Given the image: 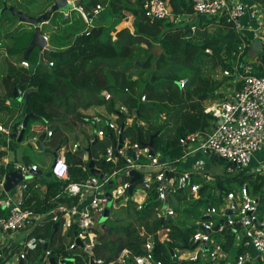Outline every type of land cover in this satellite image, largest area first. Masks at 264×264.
Returning <instances> with one entry per match:
<instances>
[{"label":"trees","instance_id":"trees-1","mask_svg":"<svg viewBox=\"0 0 264 264\" xmlns=\"http://www.w3.org/2000/svg\"><path fill=\"white\" fill-rule=\"evenodd\" d=\"M145 1L85 0L84 3H79V7L87 12L91 13L98 5L102 6L103 10L92 17L91 28L86 32L84 29L78 35L71 34L73 40L67 47L44 51L43 60L46 64L38 63L39 56L35 55L34 50L26 60L29 64L27 69L16 67L6 58L1 59L7 72L0 77V107L4 108L5 100L14 101L12 98L14 88L21 93H28L23 101L24 114H33V118L29 120L24 136L30 124L38 121L52 130V144L64 145L69 139L67 134L63 133L65 126L90 122V117L82 115L81 111L91 107H104L110 113L114 111L115 102L120 101L129 110L137 112L138 118L144 123V126L133 124L125 128L121 137L146 145L155 135L152 142L156 152L166 161H174L183 154V148L179 144L181 138L204 132L209 128L211 116L204 113L203 103L213 98L214 91L226 80L225 77L222 81H210L208 76L212 71L219 69L232 72V66H236L243 75L247 74L244 72L247 66L250 68L248 74L264 76V47L262 52L255 55L256 63H248V60L253 59L249 55L248 42L225 19L215 21L206 17L198 18L196 24L191 25L195 26V30L191 32V26L188 24L180 26L169 19L147 18L144 10ZM254 2H261L264 10L262 0ZM166 4L174 17L193 14L192 4L187 0H167ZM128 16L133 18V31L125 27L117 29ZM30 36L31 34L26 36L24 42L15 41L12 46L6 47L7 55H17L20 61H25L23 48L28 46ZM242 45L247 46L237 62L232 64L233 60L236 61V57L232 55L237 54L238 48ZM155 46L161 48L160 55L152 54ZM123 61L132 67L131 73L123 71L119 66V62ZM140 62H143L142 67L139 66ZM48 63H52V66ZM180 79H187L184 89L179 88ZM103 93L110 94L111 100H106ZM142 96L145 97L144 102L140 101ZM155 113L160 117L154 119ZM19 125L18 121L13 127L17 128ZM169 129H172L173 133L166 136L165 132ZM164 138L166 144L161 152L158 149ZM114 140V134L109 131L103 140L88 142L90 156L98 160L100 171L105 174L111 173L113 167L105 164L102 159H97L98 154H103ZM82 153L77 155L79 159L76 158L70 167L72 182H81L90 176L87 164L82 171ZM175 166L177 167V164ZM4 173L5 171L0 169V174ZM46 175L54 179L51 173L48 172ZM214 178V182L204 184L200 189L199 198L193 202L195 208L204 206L203 203L216 208L222 206L227 194L233 191L229 184L236 183L238 186L247 184L248 188L250 187L251 194L259 201V210L264 212L263 177L246 175L237 169L227 178L220 176ZM44 182L47 185V193L38 204V208L32 207L36 212L48 211L50 206L46 205V201L67 184L45 180ZM154 199L155 195L152 194L141 210H137V205L131 201L130 207L134 215L129 223H119L115 228L104 225V228L94 230L97 238L92 248L93 257L102 260L103 264H108L114 261L123 249L140 255L144 237L151 236L154 239L155 261L161 264H201L171 259L169 250L182 249L188 245L189 237L195 230L192 228L183 230L169 224L167 219L157 218L155 208L158 204ZM72 200H69L68 204H71ZM178 200L176 201L180 202ZM60 201L63 202L65 199L61 198ZM160 231L167 234L163 242L158 240ZM30 234L49 240V249L54 253L56 260L73 259L67 264H89L88 255L82 250H65L62 239L54 233L52 223H46L43 228H36ZM68 234L73 237V232ZM214 237L230 261L242 252L240 249H234L233 237L229 230L214 234ZM43 256L42 247H38L27 255L26 262L41 264ZM7 257L5 251H0V264H4Z\"/></svg>","mask_w":264,"mask_h":264},{"label":"built area","instance_id":"built-area-1","mask_svg":"<svg viewBox=\"0 0 264 264\" xmlns=\"http://www.w3.org/2000/svg\"><path fill=\"white\" fill-rule=\"evenodd\" d=\"M73 6L72 11L79 13L81 19L86 24L84 32L91 28L92 17L97 16L102 10V6H96L91 13L82 7H76L71 0H67ZM192 4L193 14L208 19H225L231 23L235 31L243 38L244 27L241 19L246 15L245 7L237 0H187ZM264 1V0H262ZM145 15L150 20H164L174 17L167 7L165 0H146L144 3ZM256 14H259L257 38L264 42V10L262 4L255 5ZM69 12L63 13L64 19L69 18ZM189 15V14H186ZM173 21V20H171ZM175 22V21H174ZM260 28V29H259ZM195 26H191L190 31H194ZM263 34V35H261ZM261 35V36H260ZM44 41L48 38L42 35ZM247 46V45H246ZM238 48L237 54H233L237 59L243 49ZM208 52V51H206ZM22 68H29L27 61H21ZM52 66V63H48ZM243 66V65H242ZM236 70L237 67L234 66ZM247 74L240 75L239 87L235 88L228 97H223L219 101L204 108V113L211 116L212 129L209 133L197 132L190 134L179 140L183 148V154L179 159L166 161L161 164L160 155L156 152L151 154L146 145L132 142L121 135L125 128L133 124L144 126L138 118L137 112L131 111L127 106L118 104L114 106V111L105 115H93L90 117V124L93 127V138L90 142L103 140L107 132L114 134L115 140L105 149L99 157L105 164L111 165V173H102L100 169H94L103 175V180L94 175L89 176L81 182H68L62 187L59 194L46 201L50 206L46 212L38 213L25 207L26 196L30 188L28 179L24 176L36 173V165L24 163H11L6 157L0 156V169L4 174H0V251H5L9 256L15 257L16 264L26 262L29 253L34 252L38 247L47 245L41 264H50L51 252L49 242L43 237H36L30 233L36 228H43L44 224L52 223L56 225L58 237L62 239L66 251L80 249L83 252L90 250L88 255L89 264L92 255V248L96 244V234L94 230L102 229L104 224H99L95 219L102 218L109 205L106 194L116 206L123 207L120 202L133 201L137 205V210H141L143 204L150 196L155 195V208L157 218L169 219L175 215L174 209L169 205L170 199L181 194H186V199L199 198V191L204 184L214 182V176L204 172L203 161L196 160L189 170L178 172L175 164L187 161L188 157L196 153L205 155H215L227 162L228 166L247 174L261 176L264 178V159L256 161V166L251 164L255 161V155L264 151V76L257 77L248 74L247 67L244 68ZM224 76H230L229 71H223ZM187 79H180L178 85L184 89ZM127 91V90H126ZM104 98L111 100V95L103 93ZM141 102L145 97L140 98ZM123 131L120 133V126ZM20 125L18 129H21ZM47 137L52 136V132L45 130ZM0 132L9 134L8 130L0 126ZM121 137V144L118 139ZM35 139H32L34 142ZM119 146V148H118ZM80 150L78 142H74L67 147L59 148L62 155H56L53 159L49 172L58 180H69V166L65 159H61L67 153H77ZM81 160L87 161V153L81 154ZM91 162H95L90 157ZM11 171H20L22 180L6 192L4 189L5 175ZM136 172L139 178L131 182V173ZM229 174L235 170L228 169ZM139 183L138 185L135 183ZM108 185L110 187L108 188ZM130 186L133 187L132 194H128ZM264 188V187H263ZM64 198L65 201H60ZM71 204H68L69 200ZM76 200V202L74 201ZM113 206V204H112ZM229 211L230 214L225 212ZM259 201L251 194L250 187L242 184L238 188V195L234 191L227 194L224 204L218 208L208 205L202 212V217L196 222V229L189 237L187 248H175L169 250L171 259L177 262H200L201 264H246L260 262L264 264V217L259 216ZM218 226L217 230L214 228ZM200 227L203 228L200 229ZM96 228V229H95ZM229 230L233 237L234 249L242 252L232 261L227 253L222 249L221 244L214 237ZM205 231H210L206 233ZM73 232L71 238L68 233ZM23 234L24 238L18 241L16 237ZM143 237L142 234H139ZM158 240L163 242L167 234L158 233ZM142 254L134 255L128 249L121 250L116 259L108 264H161L153 257L154 239L151 236L144 237ZM79 240L82 247L76 245ZM195 245V246H194ZM171 251V253H170ZM54 256V253H53ZM55 258V257H54ZM94 264H103L102 260L93 257ZM59 258L55 262L61 264ZM73 261V259H72Z\"/></svg>","mask_w":264,"mask_h":264},{"label":"crops","instance_id":"crops-1","mask_svg":"<svg viewBox=\"0 0 264 264\" xmlns=\"http://www.w3.org/2000/svg\"><path fill=\"white\" fill-rule=\"evenodd\" d=\"M27 1H29L28 2V6L31 7V9L28 10L29 13L25 14V15H28V16H38V15H41L49 6L52 5V1H50V0H38V1L27 0ZM71 1L73 2L74 0H71ZM166 1L167 0H165V2ZM237 1L239 3H241L245 7V9H246V15L244 16V18L241 19V21H242V24H243V27H244V36H245L244 38L248 42V44L250 46L251 42L254 39L257 38L256 31L258 30V25H259L257 23L259 14H256L255 5L262 4V3L261 2H254V0H237ZM23 3H25L24 0H0V16L1 15H4V12H9L7 10V8L13 7V4H16L15 7L18 6V8H20L21 7V4H23ZM73 5H74V2H73ZM15 7H13V8L15 9ZM76 7H79V6H76ZM15 11H19V10L15 9ZM10 17L12 18V20H9L7 18V24L10 23L9 25H10L11 29H13V30L15 29V32H16L19 29V24L20 23H19L18 20H15V18L17 19V17H15L14 15H11L10 14ZM64 20H68V18L67 19H64ZM132 21H133L132 16H128V19L122 22V24L125 25V28H128L131 32L133 31V29H132ZM50 25H51V21H49L47 24H43L42 27H46V26H50ZM27 26H29V25H27ZM0 27L1 28H3V27L5 28V26L3 24H1V23H0ZM61 28H62V26H61ZM52 29H55V31L59 30L58 27H54ZM30 30H33V28L29 26L28 27V31H30ZM11 31L12 30L9 29V32L10 33L6 34V31H5L3 35L0 34V44H1L0 45V55L1 54H3L4 56L7 55L5 42H6V40L8 38H10V37L13 38ZM262 33L264 34V32H262ZM263 34H261V35H263ZM25 35L26 34H24V36ZM70 35H71V33H70ZM1 38H3V41H1ZM72 40H73V38L63 37L62 43H67V45H65L64 47H61V46H58L55 43V44H53L51 46L53 48H55V49H59V48L62 49V48L67 47L72 42ZM56 41H58V39ZM48 45H50V44L48 43ZM263 47H264V42H263ZM2 50H4V51H2ZM44 51H46V50H44ZM255 55L256 54L250 55L251 56L250 58H253V59L248 60V63H256V56ZM7 56L9 57V55H7ZM39 60L40 61H38V63L41 62L40 57H39ZM235 62L236 61L233 60L232 61V64H234ZM9 63L15 65L16 67H20L19 64L21 63V61L19 60V56H17V55L16 56H10L9 57ZM232 69H233L232 72L229 71L230 72V76H224L222 74V76H223L222 78H225L226 77V80H224L221 83L220 87L214 91V97L213 98H209L207 101H205L204 103L207 102L206 104L203 103L204 108L206 106H208V105H211V104L219 101L223 97H228L233 92V90L235 88H237V85L239 84L238 81L240 80V77L239 76L242 75V74L239 72L238 69L235 70L234 69V66H232ZM248 70H250V68H248ZM6 72H7V70L3 67V65L1 63V60H0V77L1 76H4ZM233 77H237V81L235 82V84H233L232 87H229L230 84L228 83V81L230 79H232ZM224 87H228V88L225 89V90H221ZM17 91H18V95L20 97H22V95L24 93H21L18 89H17ZM12 98H13L14 101L5 100L4 103H3L4 108L0 107V116L3 115L5 117L4 122H0V126L3 127V129H8L9 130L8 131L9 134H12L11 133V130L13 131V129H16L15 131H13V133H17V136H18V134H19V132L21 130V129H18V127L20 125H22L23 119L26 116L24 114V104H23V101L25 99H22L21 101H17L16 99H14L13 93H12ZM118 102L121 103L120 101H118ZM81 113H82V115L91 117L93 115H105L108 112L106 111V109L104 107H91V108H89V109H87L85 111H81ZM18 121H19L20 125L17 128H14L13 126ZM9 126L11 127V130L9 129ZM212 126H213L212 120H209V128L206 131H204V133H206V134L209 133L211 131V129H212ZM34 129H38L39 131L38 130L37 131L40 134L39 133H36V130L34 131ZM46 129H48V130H50L52 132V130L49 129V127L47 125L46 126H43L42 123H40L38 121H35V122L32 123L31 131L28 133V136L27 137H29V140L30 139L31 140L32 139H35L34 142L31 141L30 143L33 144V148L38 149V147L36 146V142L39 139V137H40L41 134H45L46 136L43 139V141H41V145L44 146V147H48L47 143L48 142L51 143L52 154H53V157L51 156L52 158L51 157L49 158L48 156H45V155H42V154H40V155L38 154L40 157H39V159H36V157L33 156V153H29L28 154L29 157H28V155H25L24 154V151L25 150H23L22 154L19 155V157H16V155H15V157L11 158L9 156V154H8V151L13 146L10 143V140L11 139L9 138V134H4V133L0 132V152L2 153V156L3 157H6L7 159H9V161L11 163H24V164H27V165H36L37 168H38V171L36 172L37 175L30 176V178L28 179L30 188H29V191H28V195L26 196V202H25L26 207H31V210H33V211H35L33 208H35V209L38 208V206H39L38 204H40V202L46 196V193H47V185L44 182V180L46 182H52V181H54V182H56L58 184L60 182H62V183L63 182H67V183L68 182H72V181H70L71 180L70 167H72L73 163L76 161V158H78L77 155L80 152H86L87 153V161L84 162V161L81 160V163L83 164V165H81L82 171L85 170V168H86L85 165L87 164V168H88V165L91 162L90 161V157L91 156L89 154V151L90 150L88 148V142L89 143H92V142H90V140L93 138V127H92V125L89 122L86 123V124H79V125H72L71 124V125L65 126L63 133H64V135L67 134V136H68L69 139L67 140V143L66 144L61 145V146H56V145L52 144V136L51 137H47V134H46V131H45ZM7 137L9 139H7ZM74 142H78V144H79V148H80V150L78 151L79 153L78 152L77 153H73V154L72 153H69V157H67V154H66V155H64L63 158H61L63 160L65 159V162L69 166V180L68 181H64V180H58L56 178L53 179L51 177H48L46 174L49 172V168H50V165H51V164L49 165V163L50 162L52 163V161L56 157V155H62L61 151H59V148H61V147H67V146H69L70 144H72ZM25 146L26 145L24 144V142H23V144L17 145V147H22V148H24ZM14 153L16 154L15 151H14ZM101 155L102 154H98V158L97 159H100L99 157ZM203 155H205V154L196 153L194 156L188 157L187 158V161H185L183 163L181 162L180 164L177 165L176 168H177L178 172L189 170L190 167H191V165L193 163H195L196 160L201 159ZM254 159H255V161H253L252 164H251L252 168L256 166V163H257L256 161H260V160L264 159V151L256 154ZM94 160H95V162H92V163L94 164L95 168L96 169H100V166L97 163L98 160H96V158H94ZM40 163H43L44 164L43 168H40V165H39ZM94 166L92 168L93 170H95L94 169ZM88 170H89V173H90V169L89 168H88ZM91 175L92 174L90 173V176ZM59 192H57V194H59ZM56 195H54V196H56ZM53 197H51V198H53ZM186 197H187L186 194L183 193V194L179 195V198H177V199L176 198H173V199H175V200H178L179 199L178 201L181 202V201H183L182 198H186ZM180 199H182V200H180ZM184 200H186V199H184ZM194 200H197V199H194ZM27 202L29 204H26ZM174 203H177V201H173L172 199H170L169 205L171 206ZM172 208L175 211V215L172 216V217L175 219L178 216V210H179L178 208H181V207H177L176 206L175 208L174 207H172ZM27 209H30V208H27ZM202 211H203V208H200V210L198 211V213L200 214ZM38 213H42V212H38ZM196 215H197V213H196ZM194 217H195V212H194ZM173 218H171V219L173 220ZM197 218H198V216L196 217V219L194 218V221L193 220L191 221L193 223H191V222L188 223V225H189L188 228H190V229L192 228L193 229V227L196 226L195 224L197 222L196 221ZM102 228H104V225L102 226ZM14 237H16L18 241H21L24 238V235L21 234L20 237H17V236H14ZM48 242H50V241L48 240ZM12 250H14V252L16 251L15 248H12L11 251ZM6 252H8V250H6ZM11 257H13V256H10L9 255L7 258H5V263L4 264H6L7 259L8 258H11ZM13 258H15V257H13ZM27 264H29V263H27Z\"/></svg>","mask_w":264,"mask_h":264},{"label":"rangeland","instance_id":"rangeland-1","mask_svg":"<svg viewBox=\"0 0 264 264\" xmlns=\"http://www.w3.org/2000/svg\"><path fill=\"white\" fill-rule=\"evenodd\" d=\"M26 1L24 0L25 3L21 4L20 8H18V6L15 7L16 4H13V7H15V9L21 11L23 14H27V13H29L28 10H30L31 7L28 6V2L29 1H27V2ZM34 1H38V0H34ZM73 2H74L75 6H79V3H84L85 0H74ZM9 13L11 15H13L11 12H4V15H1L2 17L0 16V23L5 26V28L4 27L3 28L0 27L1 28L0 29V34L3 35L5 31H6V34H8V33H10L9 29L12 30L11 32H12L13 38L10 37V38H8L6 40V42H5L6 47L12 46V44L15 41L24 42L26 40V36L31 34V36H30V38H31L32 34H33V30L28 31V27L29 26H27L26 24L20 23V21L18 19H16V18H15V20H18L19 23H20L19 24V29L16 32H15V29L14 30L11 29V27L9 25L10 23L7 24V18L9 20H12V18L10 17ZM198 18H201V17H199L197 15H186V14H183V15H180L179 17L175 18V19L171 18V20L175 21V24H178L180 26H183V25H186V24L191 26V25L196 24ZM50 21H51V25L50 26L41 27V34L48 37V40H49L48 43L50 44V46L56 43L58 46L64 47L65 45H67V43H62L63 37L72 38L70 33L72 35H78V34H80V32L82 30H84L86 28V24L80 18L79 13L76 12V11L69 12L68 20H64L63 13L57 12V13L53 14V16H52ZM61 26H62V28H61ZM54 27H58L59 30L55 31V29H52ZM121 27H125V25L121 23L118 26L117 29H120ZM24 34H26V35L24 36ZM57 39H58V41H56ZM1 41H3V38H1ZM2 51H4V50H2ZM34 53H35V55H38V56L40 54L38 52V49H34ZM14 56H16V55H14ZM9 57L7 55L4 56L3 54H1L0 55V60L2 58L3 59L6 58L7 61L9 62ZM38 61H40V60H38ZM119 63H120L119 66H121L123 71L126 70L127 73H131L132 67L130 65L128 66V64H126V61L119 62ZM140 63H143V62H140ZM208 77H210L209 78L210 81L211 80L212 81H222L223 80L222 71H220L219 69H217L215 71H212L211 75H209ZM236 81H237V77H233L232 79H230L228 81V83L230 84L229 87H232L233 84H235ZM227 88L228 87H224L221 90H225ZM206 103H204V104H206ZM118 104H121V103H119L118 101L115 102L116 106ZM159 117H160V115H158V113L154 114V119H157ZM4 119H5V117L3 115H1L0 116V122H4ZM164 123H166V122H164ZM31 126H32V124H30V126L28 127L27 132H26V134L24 136L23 142L26 145L24 148L17 147V145L23 144V142L17 143L15 140H10V143H11V145L13 147H11V149H9V151H8L9 156L11 158L15 157V155H16V157H19V155L22 154L23 150H25L24 151L25 155H28L29 153H33V156L36 157V159H39V157H40L39 155L40 154L48 156L49 158L51 156L53 157L52 148H51V143L50 142L47 143L48 147H44L43 146V148H44L43 150H38V149L33 148V144L30 143L32 140L31 139L29 140V137H27L28 133L31 131ZM9 129L11 130L10 126H9ZM6 130H8V129H6ZM35 130H36V133H39L38 129H34V131ZM11 133H13L12 130H11ZM172 133H173V130L169 129L168 131L165 132V135L167 136V135L172 134ZM7 139H9V138L7 137ZM165 144H166V139L164 138V142H161V146L159 147L158 151L162 152V149L165 147ZM14 151L16 152V154L14 153ZM28 157H29V155H28ZM201 160L203 161L204 172L207 173V174H210L211 176H215V177L216 176H220V177H223V178H225V177L227 178V177L232 176L234 174V173L233 174H229L228 173V169H233V170H235V172L237 171V169H235L234 167L228 166L227 162H225L223 160L215 161L209 155H207V156L203 155ZM50 164H51V162L49 163V165ZM39 165H40V168H43V166H44L43 163H40ZM229 185H230V188L236 193V195H238L239 186L236 183H231ZM106 198L108 199V202H109V205L107 206V210L104 212L102 218L95 219L96 222H98L100 225L104 224L107 227L115 228V226H117L119 223L125 224L127 222L129 223V221L132 220L131 218H132V216L134 214L132 213V210H131V207H130V203H132L131 201H127V202L122 201V202H120V205H123V207L119 206L117 208V207H114L116 205L114 204V201L111 200V197H110V195L108 193L106 194ZM172 200L176 201L175 199H172ZM193 202H194V200L192 198H188L186 200H183L181 202H177V203H174L173 205H171L174 208L176 206L177 207H181V208H178L179 209L178 210V216L175 219L173 218V220H172L171 218H169L166 221L169 224L177 226V227H179V228H181L183 230L187 229L188 226H189L188 223L191 222L192 220L194 221V218L196 219V217H197L196 215L194 217V212H195V214L197 213V215H198V218L196 220V221H198L202 217V212H203L202 211L199 214L198 211L200 210V208H203V210H205V208L207 207L206 204L203 203V205L206 206V207L202 206L200 208H195ZM112 204H113V206H112ZM259 216L260 217H264V212L262 213L260 211L259 212ZM191 223H193V222H191ZM159 233H160V235H162V231H160ZM6 264H16L15 258H13V257L8 258L7 261H6Z\"/></svg>","mask_w":264,"mask_h":264},{"label":"water","instance_id":"water-1","mask_svg":"<svg viewBox=\"0 0 264 264\" xmlns=\"http://www.w3.org/2000/svg\"><path fill=\"white\" fill-rule=\"evenodd\" d=\"M52 1V5L49 6L41 15L38 16H28L23 14L21 11H15V9L13 7H9L7 8V10L9 12H11L15 17H17V19L20 21V23L29 25L33 28V34L32 37L30 39V42L28 44L27 47L23 48L24 51V56L23 59L26 61L29 58V55L31 54V52L34 49H38L39 51V57L41 59V62L43 64H46V62L43 60V51L47 50V51H55L56 49L53 48L52 46L48 45V43L46 41H44L42 34H41V27L43 24H47L53 14L60 12V13H66L68 11H72L73 10V6L71 4L68 3L67 0H50ZM263 51V43L260 40V38H256L254 39L250 46H249V55H253V54H257ZM162 52L161 48L159 46H155L154 49L152 50V54L154 55H160V53ZM139 66H143V63H139ZM13 97L14 99H16L17 101H21L22 99H25L28 95V93H24L22 95V97H20L18 95V91L16 88L13 89ZM33 118L32 114H28L24 117L23 122H22V129L20 130L18 136L16 133H12L9 134V138L11 140H16L17 143H21L23 141V137H24V133L25 130L27 128V124L29 119ZM123 131V125L120 126V133H122ZM45 134H41L39 139L36 142V146L38 147L39 150H43V146L41 145V141H43V139L45 138ZM155 136V135H154ZM153 136V137H154ZM153 137H151L149 139V142L146 144V146L150 149V152L152 155H154L156 153V149L153 147ZM121 137H119L118 139V144H121ZM119 148V146H118ZM215 161L217 160H222L221 158L215 156V155H210ZM165 158L160 156L159 161L161 164H163L165 162ZM94 164L92 162L89 163L88 168L90 169V173L96 177H99L101 180H103V175L99 174V172L97 170H93ZM37 175L36 173H30L24 176L25 179H29L30 176H34ZM139 178V174L136 172L131 173V182H134L136 179ZM22 180V176L20 171H11L8 172L5 175V185H4V189L6 192L10 191L13 187H15L20 181ZM133 191V187L130 186V188L128 189V194L131 195ZM226 214H230L229 211L225 212ZM54 231L56 230V225L53 226ZM96 229V228H95ZM193 229H196V226L193 227ZM200 229L203 230L202 227H200ZM218 226H216L214 228V230H217ZM206 233H210V231H205ZM76 245L78 247H82V244L79 240H76ZM195 246V245H194ZM185 248H187V246H185ZM43 251H46L47 249V245H43L42 247ZM85 253L90 255L91 251L90 250H85ZM171 253V251H170ZM93 257H90V264H94L93 263ZM72 259H64L61 260L60 263L61 264H67L68 262H71ZM20 264H25V262H21ZM32 264V263H31ZM50 264H57L55 262V258L53 256V253H51L50 255Z\"/></svg>","mask_w":264,"mask_h":264},{"label":"clouds","instance_id":"clouds-1","mask_svg":"<svg viewBox=\"0 0 264 264\" xmlns=\"http://www.w3.org/2000/svg\"><path fill=\"white\" fill-rule=\"evenodd\" d=\"M22 126V125H21ZM22 129V128H21ZM17 134V133H16Z\"/></svg>","mask_w":264,"mask_h":264}]
</instances>
